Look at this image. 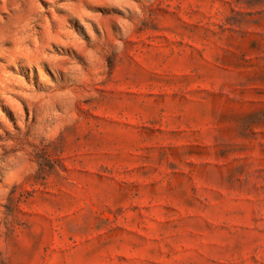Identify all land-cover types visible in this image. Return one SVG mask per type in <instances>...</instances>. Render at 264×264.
Masks as SVG:
<instances>
[{"label":"rangeland","instance_id":"rangeland-1","mask_svg":"<svg viewBox=\"0 0 264 264\" xmlns=\"http://www.w3.org/2000/svg\"><path fill=\"white\" fill-rule=\"evenodd\" d=\"M0 264H264V0H0Z\"/></svg>","mask_w":264,"mask_h":264}]
</instances>
